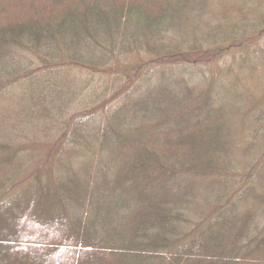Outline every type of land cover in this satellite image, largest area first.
Listing matches in <instances>:
<instances>
[{"label":"trees","instance_id":"trees-1","mask_svg":"<svg viewBox=\"0 0 264 264\" xmlns=\"http://www.w3.org/2000/svg\"><path fill=\"white\" fill-rule=\"evenodd\" d=\"M230 2L0 0V264H264V95L227 67H264V0Z\"/></svg>","mask_w":264,"mask_h":264},{"label":"rangeland","instance_id":"rangeland-1","mask_svg":"<svg viewBox=\"0 0 264 264\" xmlns=\"http://www.w3.org/2000/svg\"><path fill=\"white\" fill-rule=\"evenodd\" d=\"M223 5L230 4V0H221ZM244 9H248V7H244ZM193 19L189 23L192 24H200L202 23L201 14L198 10L193 12ZM215 23V21H214ZM219 23V22H218ZM248 51L241 50L240 52L234 49L228 50V62L227 67L230 71H232V75H236L238 80L243 82H248L249 84H245L246 90L252 87L250 90L253 92L255 97H259L260 95H264V67H259L257 72H250L249 67H253L255 65L251 54H248ZM251 55V56H250ZM231 76H229L230 78ZM257 78H260L258 80ZM253 85V86H252ZM223 91V89H221ZM245 94V93H244ZM242 94V95H244ZM264 100V99H263Z\"/></svg>","mask_w":264,"mask_h":264}]
</instances>
